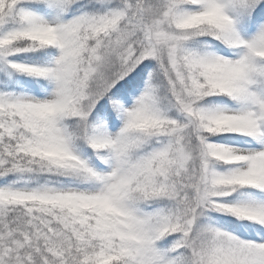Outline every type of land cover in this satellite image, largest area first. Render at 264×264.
<instances>
[{"label": "snow or ice", "instance_id": "snow-or-ice-1", "mask_svg": "<svg viewBox=\"0 0 264 264\" xmlns=\"http://www.w3.org/2000/svg\"><path fill=\"white\" fill-rule=\"evenodd\" d=\"M0 264H264V0H0Z\"/></svg>", "mask_w": 264, "mask_h": 264}]
</instances>
